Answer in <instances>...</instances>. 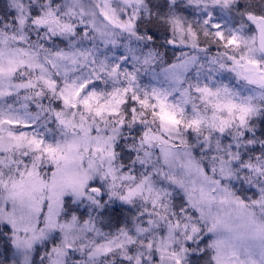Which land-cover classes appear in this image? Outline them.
I'll list each match as a JSON object with an SVG mask.
<instances>
[{
  "label": "clouds",
  "instance_id": "clouds-1",
  "mask_svg": "<svg viewBox=\"0 0 264 264\" xmlns=\"http://www.w3.org/2000/svg\"><path fill=\"white\" fill-rule=\"evenodd\" d=\"M206 2L0 0V149L8 165L0 188L25 164H40L41 175L54 166L17 149L10 131L59 145L60 163L71 161L86 180L83 196L65 198L64 213L91 217L95 241L124 243L105 256L78 253L83 264H264V84L238 75L229 60L256 59L260 71L249 75H264L247 15L264 16V0H232L227 9ZM174 16L183 35L169 23ZM149 28L167 34L154 40ZM233 34L239 47L225 48ZM186 61V71L170 67ZM242 107L252 109L244 125ZM191 120L199 123L186 126ZM46 251L43 241L30 251L15 246L10 229L0 264H48Z\"/></svg>",
  "mask_w": 264,
  "mask_h": 264
},
{
  "label": "snow or ice",
  "instance_id": "snow-or-ice-1",
  "mask_svg": "<svg viewBox=\"0 0 264 264\" xmlns=\"http://www.w3.org/2000/svg\"><path fill=\"white\" fill-rule=\"evenodd\" d=\"M202 2L205 3V7H208L206 0H189V3L200 4ZM211 4L213 6L220 5L227 9L231 6L232 0H211ZM247 15L248 20L256 26L259 32V47L264 50V16H254L251 13ZM211 20L212 13L209 12L208 18L202 22L205 36L209 35L207 26ZM169 23L174 26L176 32L183 35V21L180 17H172ZM211 27L219 29L221 26L218 23H211ZM187 34L195 46L197 33L193 30L191 23L187 26ZM215 36L221 41L225 40L224 33L221 31H216ZM168 43L171 44L173 41L169 40ZM240 43L241 41L233 34L227 38L223 46L225 48L229 46L239 47ZM229 60L233 61L235 68L238 70V75H243L250 82L264 84V75L259 76L258 80H252L249 75L260 71L259 61L249 59L245 55H241L239 59L230 56ZM145 62H148L147 58ZM189 63V61H186L183 65H172L170 67L183 68L186 71ZM113 71H116V69L113 68ZM129 76L130 78H135L131 73ZM81 88H83V85H81ZM128 90L125 89L126 92ZM197 91H200V89H197ZM76 95H79V90ZM132 99L137 100L138 97L134 95ZM140 102L145 103V101ZM241 111L243 115L237 118L240 120L241 125H244L246 123L245 118L252 109L250 107H242ZM57 116H59V113H57ZM169 121L173 124L181 122L174 117H170ZM4 122L14 127L21 126L19 121L16 120ZM198 123L196 120H191L186 126L191 127ZM22 126L25 128L31 127L30 124ZM220 131L222 132L223 129H220ZM8 136L11 141L15 142L14 146L17 149L27 147L32 153L37 154L36 158L38 160L49 159L54 161V166L49 168L44 175H41L40 164H25L23 170L17 169L19 178L10 177L6 188H0V224L7 225L12 230L15 246L22 247L25 251H30L38 242H45L48 264H83L77 258L78 253L89 257L93 256V254L95 256H105L114 250L113 245L115 248L124 247L123 240L120 237L113 236L103 242H97L90 238L91 233L97 232L91 217L84 219L74 214L69 216L64 213L65 198L69 194L76 198L83 196L86 180L75 171L70 170L71 161L65 164L60 163L65 157L60 151L59 145L47 144L42 138H38L35 135L29 138L26 133H21L17 136L10 131ZM248 142L251 143L252 141L249 140ZM12 146L10 145V147ZM28 154L27 151L24 153L25 156ZM6 166L8 165L4 163L3 150L0 149V182H2L3 169ZM87 191L97 192L99 189L89 186ZM225 191L227 190L225 189ZM238 203L241 206L243 205V201H238ZM254 203L258 204L261 201H254ZM197 211H200V209H197ZM219 223L220 221L217 220L209 231L215 230ZM260 227L264 230V226ZM193 230L197 229L194 227ZM123 235L125 233L121 230V236ZM213 243L219 245L221 241ZM211 246L212 244H209V247ZM177 264H179V261H177Z\"/></svg>",
  "mask_w": 264,
  "mask_h": 264
},
{
  "label": "trees",
  "instance_id": "trees-1",
  "mask_svg": "<svg viewBox=\"0 0 264 264\" xmlns=\"http://www.w3.org/2000/svg\"><path fill=\"white\" fill-rule=\"evenodd\" d=\"M161 31H163V30L161 29V30L158 31L156 28H149L148 29V34L150 36H152L154 40H160L161 39ZM163 35H166V32L165 31H163ZM121 218H122L121 213L119 211H117L115 213V224Z\"/></svg>",
  "mask_w": 264,
  "mask_h": 264
},
{
  "label": "rangeland",
  "instance_id": "rangeland-1",
  "mask_svg": "<svg viewBox=\"0 0 264 264\" xmlns=\"http://www.w3.org/2000/svg\"><path fill=\"white\" fill-rule=\"evenodd\" d=\"M187 15V13H186ZM195 15V14H193ZM166 32V31H165ZM167 34V33H166ZM166 36V35H165ZM61 44H63V42H60ZM70 200V198H68ZM122 219V218H121ZM121 219L119 221L116 222L115 226L118 227L120 226L121 223ZM10 232V229L8 228L7 225H2L0 226V243H4L5 239H6V234ZM38 253H39V249H38Z\"/></svg>",
  "mask_w": 264,
  "mask_h": 264
}]
</instances>
